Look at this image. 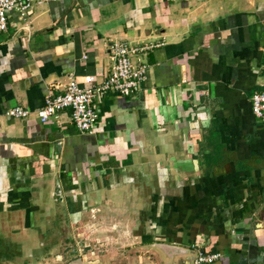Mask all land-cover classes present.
Listing matches in <instances>:
<instances>
[{
    "label": "crops",
    "instance_id": "1",
    "mask_svg": "<svg viewBox=\"0 0 264 264\" xmlns=\"http://www.w3.org/2000/svg\"><path fill=\"white\" fill-rule=\"evenodd\" d=\"M114 42L151 45L139 54L149 70L131 95L95 101L93 131L69 109L46 122L7 114L40 108L70 76L101 81ZM263 83L264 0H54L9 12L0 264H193V243L220 254L208 264H264V126L250 100Z\"/></svg>",
    "mask_w": 264,
    "mask_h": 264
},
{
    "label": "built area",
    "instance_id": "2",
    "mask_svg": "<svg viewBox=\"0 0 264 264\" xmlns=\"http://www.w3.org/2000/svg\"><path fill=\"white\" fill-rule=\"evenodd\" d=\"M54 0H0V32L8 27L9 12L16 11L20 17H26L34 5ZM151 45L134 46L121 42H114L110 46L111 64L105 70L101 81L92 86H84L73 76L66 82H54L49 88L61 89L60 92L46 94L44 104L35 110L22 106H15L7 111L11 117H25L35 114L41 122L56 117L65 109L70 110V118L80 131L91 132L98 121L95 101L109 92L121 96H129L140 89L147 78L148 65L140 59V53L150 49ZM264 85V83H263ZM251 111L264 126V88L256 90L251 97ZM196 256L193 264H208L219 258L217 252H206L202 247L193 243Z\"/></svg>",
    "mask_w": 264,
    "mask_h": 264
},
{
    "label": "water",
    "instance_id": "3",
    "mask_svg": "<svg viewBox=\"0 0 264 264\" xmlns=\"http://www.w3.org/2000/svg\"><path fill=\"white\" fill-rule=\"evenodd\" d=\"M54 195L59 196V200L62 201V193H61V188H60V184H59L58 180H56V182H55ZM154 247L157 248L164 255V257L176 255L174 247H164V246H154ZM177 256H179V255H177ZM195 256H196V253L192 254L191 258L193 259Z\"/></svg>",
    "mask_w": 264,
    "mask_h": 264
},
{
    "label": "rangeland",
    "instance_id": "4",
    "mask_svg": "<svg viewBox=\"0 0 264 264\" xmlns=\"http://www.w3.org/2000/svg\"><path fill=\"white\" fill-rule=\"evenodd\" d=\"M120 233H122V232H120V231H117V234H115L118 238H120V236H121V234ZM113 236H114V234H113Z\"/></svg>",
    "mask_w": 264,
    "mask_h": 264
}]
</instances>
